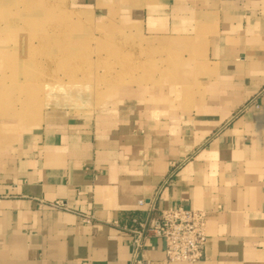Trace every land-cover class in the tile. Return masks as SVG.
I'll use <instances>...</instances> for the list:
<instances>
[{"label":"crops","instance_id":"obj_1","mask_svg":"<svg viewBox=\"0 0 264 264\" xmlns=\"http://www.w3.org/2000/svg\"><path fill=\"white\" fill-rule=\"evenodd\" d=\"M72 2L113 14L149 72L0 149V264H137L141 201L207 213L196 264H264V0ZM138 261L168 264L163 241Z\"/></svg>","mask_w":264,"mask_h":264},{"label":"rangeland","instance_id":"obj_2","mask_svg":"<svg viewBox=\"0 0 264 264\" xmlns=\"http://www.w3.org/2000/svg\"><path fill=\"white\" fill-rule=\"evenodd\" d=\"M112 16L72 0H0V149L39 125L46 108L100 104L148 74L132 61L131 41L118 38ZM62 88L76 100H57Z\"/></svg>","mask_w":264,"mask_h":264},{"label":"built area","instance_id":"obj_3","mask_svg":"<svg viewBox=\"0 0 264 264\" xmlns=\"http://www.w3.org/2000/svg\"><path fill=\"white\" fill-rule=\"evenodd\" d=\"M254 105L259 108L256 100L251 101L244 110ZM140 206L148 207L147 218L139 223V228L130 230L134 235L136 247L134 263L138 261V254L144 246V240L150 236L161 239L165 246V257L168 264H196L205 259L207 245V213L178 206L159 212L158 217L153 214L156 211L154 201H141ZM63 206L62 204H57ZM89 222L90 219L86 218Z\"/></svg>","mask_w":264,"mask_h":264}]
</instances>
